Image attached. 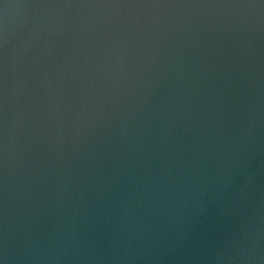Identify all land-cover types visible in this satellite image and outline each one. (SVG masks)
Listing matches in <instances>:
<instances>
[{
  "label": "water",
  "instance_id": "95a60500",
  "mask_svg": "<svg viewBox=\"0 0 264 264\" xmlns=\"http://www.w3.org/2000/svg\"><path fill=\"white\" fill-rule=\"evenodd\" d=\"M0 264H264V0H0Z\"/></svg>",
  "mask_w": 264,
  "mask_h": 264
}]
</instances>
